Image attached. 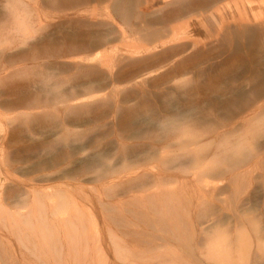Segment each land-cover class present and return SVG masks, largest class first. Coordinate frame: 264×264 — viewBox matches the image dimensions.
Segmentation results:
<instances>
[{
  "label": "rangeland",
  "instance_id": "374dc122",
  "mask_svg": "<svg viewBox=\"0 0 264 264\" xmlns=\"http://www.w3.org/2000/svg\"><path fill=\"white\" fill-rule=\"evenodd\" d=\"M214 182L225 219L206 238L233 237L243 264L238 236L264 248V0H0V264H125L113 231L141 264L188 253L190 200ZM161 190L186 193L179 240L147 250Z\"/></svg>",
  "mask_w": 264,
  "mask_h": 264
},
{
  "label": "bare ground",
  "instance_id": "6f19581e",
  "mask_svg": "<svg viewBox=\"0 0 264 264\" xmlns=\"http://www.w3.org/2000/svg\"><path fill=\"white\" fill-rule=\"evenodd\" d=\"M175 160H176V158H175ZM167 162H169L170 165L172 166L170 161H167ZM161 163H163V162H161ZM178 168L180 169L179 166H178ZM214 169L215 168H213V166H209L208 170L207 169L206 170H207V173L212 171V174H215L216 172H213ZM169 170H170V167H169ZM173 170H176V169L174 168ZM177 171H179V170H177ZM221 172L223 173L222 170H219V172H217L218 174H216V175H219V174L222 175ZM179 174H180V172H179ZM235 174L236 173L234 172L232 177H230V179L228 180L233 185L234 190H236V187L239 186V185H237V183H239V182H237L238 180H237ZM156 175H154L153 178L156 179L155 177H157L158 181L159 180H163L164 181V180H166L168 178H172V176H174L173 174L169 173L168 171L167 172L163 171V172H161L159 174H156ZM150 177H152V176L150 175ZM221 189H222L221 183L220 182H214V183L211 184V186L208 188V190L206 192H204L202 195H200V197H197L195 200H190L189 208H191L196 213L202 214L204 216V217L201 216L202 218L200 219V223L196 222L197 225L199 224V226H201V227L199 228V231L197 233L195 232V234H193V236H194L193 239L196 241V244H197V246H196L197 254L195 253L196 249H194L193 246H191V248H188L189 249L188 253L185 252L186 250L183 251L182 253H180L179 251L162 250L161 252L159 251L158 254L156 255V257L159 259V264H194V263H192L193 260L190 257V252H192V254L195 255V257L198 258L199 260L202 259V258H203V260L204 259L205 260H207V259H212V260L213 259L214 260L215 259H220V260H223V264H234L235 263V261H233V260L226 261L224 259L225 256L232 257V255H233V251L234 250H232L231 248L228 247V244L232 242L233 237L232 238L227 237V236L225 237L223 234H219V235L215 236L214 238L213 237H207L206 238V236H208V234L212 231V226L213 227L216 226V225H212V224H219L218 222H223V220L225 219L223 214H222L223 212L221 210H217L216 211L215 208L213 207L214 205L219 203V200L217 198V194L221 191ZM178 193H180V194H178ZM178 193L174 192V191L167 192V191H164V190L155 192V195H154L155 196V200L152 203L153 207L155 209H160L161 208L162 210H164V212H163L164 215L167 214V212H169L170 215H168L167 217L165 215L166 218H162L161 221H159V222H157V224H155V225H158L157 226L158 227L157 230L160 231L159 233L155 234L154 232H152L151 233V237L150 238L148 237L149 239H147V240L145 239L144 240L145 243L151 244L150 246H149V244L148 245L146 244L147 245L146 247L149 246V248L147 250H149L151 248H155L154 245L162 246V245H165L166 243H168L171 240H177L178 236L175 237L176 238L175 239L174 237H172V236H174V234L172 232L171 233L173 235L170 236L167 233L169 230L166 231L167 230L166 228L171 227L172 225H174L176 220H177V218H178V216L181 214L179 211L177 213V212H175L174 208H171V201L174 202L173 204H175L174 198L177 197V195H179V196L183 195L184 196V194H186V193L183 194L180 191ZM238 197L241 198L240 196H238ZM236 198H237V196H236ZM242 201H243V199L242 200L238 199V198L236 199L237 208H238L239 205L242 206V204H243ZM165 211H167V212L165 213ZM171 211H172V213L173 212H175V213L171 214L170 213ZM163 214H161V215H163ZM193 214H195V213L193 212ZM231 217H233V216H231ZM231 217H228V219L231 218ZM208 221H212V224H209V223L207 224ZM109 228H110V231H111L113 229L112 225ZM149 228H151V227H149ZM197 229H198V227H197ZM178 230L179 229H177L176 233L179 235ZM67 231H70V229H68ZM173 231H176V229L175 230L173 229ZM180 231L183 232L181 229H180ZM129 232H131V231H129ZM117 233L118 232L113 231L112 234H111L112 245H113V249L115 251V255L117 256V258H120V260L125 261L126 262L125 264H128V263L129 264H141V263H139L137 261H132L131 259H129L126 256V254L123 252V250L120 249L122 244L120 243V240L116 238V234ZM138 233L139 232H137V234ZM131 234H133V233H130V235ZM131 236L134 237V235H131ZM182 236L185 237L186 234L185 235L183 234ZM182 236L180 234V237H182ZM258 236L259 235L256 236L257 237V241H255V249L254 250H253L254 247H252V243H248V241H250V240H251L250 242H253L252 239H250L249 236L245 235V236H238L237 237L238 241H240L243 245L248 246V250H246V251H245V246H243L242 244L240 245V247L237 248L238 261L242 262L243 264H260V263L262 264V262L264 263V252H263L264 248L262 249V246L260 244ZM62 237H65L64 238V240H66L65 241V243H66L65 246L67 245L66 248L68 247L67 248L68 251H70L71 248L77 250V244L76 243L79 241V238L77 237V233H76L75 229L73 230V232L65 233V236H62ZM260 237H261L260 239H262L261 235H260ZM53 240H56V239H53ZM178 240H179V238H178ZM180 240H181V238H180ZM203 240H205V246L204 247H198L199 245H201V246L203 245V243H202ZM139 241L136 242V243H138V244H136L137 246H140L139 245L140 244ZM49 242H50L49 241V236L47 235L46 232H43V234L38 235V237L36 239V244H37V246L40 245L41 251H43V249H42L43 245H44V247H47ZM59 243L61 244L62 242H59ZM143 243H142V245L144 246ZM129 244H131V242L129 240L124 242L125 246H127V245L129 246ZM84 246L85 245H84V243L82 241V248ZM85 247H87V246H85ZM145 251H146V248H145ZM206 252H207V254H206ZM251 258H252V260H251ZM71 259L72 258L68 259L69 264L72 263V262H70ZM78 264H93V263H92L91 260H87V259L81 257L80 263H78Z\"/></svg>",
  "mask_w": 264,
  "mask_h": 264
}]
</instances>
